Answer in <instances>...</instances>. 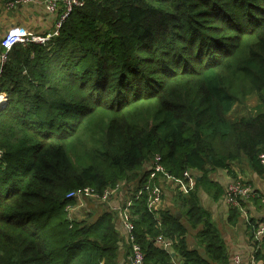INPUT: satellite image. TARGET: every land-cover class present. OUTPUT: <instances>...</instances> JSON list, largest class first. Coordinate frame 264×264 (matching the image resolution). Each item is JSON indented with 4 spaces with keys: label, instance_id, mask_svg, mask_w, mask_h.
<instances>
[{
    "label": "trees",
    "instance_id": "obj_1",
    "mask_svg": "<svg viewBox=\"0 0 264 264\" xmlns=\"http://www.w3.org/2000/svg\"><path fill=\"white\" fill-rule=\"evenodd\" d=\"M56 29L15 44L2 67L0 264H119L132 247L119 212L102 201L101 212L70 218L67 193L139 187L156 154L167 173L200 178L176 196L182 216L158 215L145 190L123 204L143 264H228L198 190L224 194L210 173L243 157L264 172V111L233 115L253 93L264 104V0H83ZM261 222L247 221L252 238Z\"/></svg>",
    "mask_w": 264,
    "mask_h": 264
},
{
    "label": "crops",
    "instance_id": "obj_2",
    "mask_svg": "<svg viewBox=\"0 0 264 264\" xmlns=\"http://www.w3.org/2000/svg\"><path fill=\"white\" fill-rule=\"evenodd\" d=\"M58 19V13L49 14L45 11L42 0H37L33 3H27L13 9L4 8L0 17V20L7 21L8 28H11L15 25H22L25 26L31 33L38 35H47L50 32H54L56 30L55 26ZM1 51L2 49L0 48V53ZM194 173L197 182V179L200 177L196 171H194ZM209 176L210 179L219 184L224 189V191L226 185L232 179L241 177L245 181L249 182L261 197L260 200L262 204L257 205L254 202V199H251L250 202L245 203L246 213L249 214L250 218L263 220L261 224L264 223V172L258 173L255 171L250 166L247 158L243 157L242 159L232 162L230 164V169H217L210 173ZM128 184L129 186H124L111 197L112 203L115 205L129 203L136 188L138 187V182H128ZM159 185L163 189V199L158 208L159 213L161 210L170 209L172 211H177L179 215L182 216L180 213L181 211L178 210L180 209V204L178 197L176 196L179 193L187 194L188 192L181 190L173 181L165 178L159 181ZM196 186L197 183H195V186L192 187V190H195ZM198 193L201 204L208 211H210L213 221L217 225L226 242L229 255L228 264H233V260L236 258V256H239L245 262H250L249 260L254 258L255 264H264L263 261L256 258V252L259 248V245L261 246V252H264V235L261 238H257V229H255L252 238L250 235L251 232L247 227V220H245V217L242 215V213H240V216L237 218H229L232 208L226 202L224 194L219 195L218 198H215L213 192L209 193L204 190V188H199ZM89 198L90 197H86L82 201H76V204L72 206V213H74L77 208L87 205V200ZM98 202H102V200L99 199ZM112 203L111 205H114ZM93 212L96 211L90 210V213ZM196 232L197 229H193L191 226H189L188 243L192 247L197 245V240L195 237ZM127 259L128 257L126 258V249L125 247H121L119 264H122Z\"/></svg>",
    "mask_w": 264,
    "mask_h": 264
},
{
    "label": "built area",
    "instance_id": "obj_3",
    "mask_svg": "<svg viewBox=\"0 0 264 264\" xmlns=\"http://www.w3.org/2000/svg\"><path fill=\"white\" fill-rule=\"evenodd\" d=\"M35 1L37 0H9L6 2L5 8L13 9L27 3H33ZM42 3L47 13L59 14V19L56 23V28H58L62 20L65 19L72 8L75 5H81L83 3V0H42ZM57 32L58 30L56 29L54 32H50L47 35H38L31 33L25 26L22 25H15L7 29L5 34L0 38V48L2 49L0 53V76L2 73V67L7 60L8 51L15 44L20 42H27L29 40L46 42L48 38H50L54 34H57ZM258 159L264 166V151H261L259 153ZM143 172L148 173L147 177L144 179L143 184L137 187V190L134 192V194L136 192L145 190L148 193V206L151 209L155 210L157 214L159 213L158 208L163 199V189L159 185V181H161L163 178L173 181L178 188L186 192H189L190 189H193L192 187H194L196 183L195 173L191 170H185L179 177L167 173L166 168L162 163V157L159 154H156L152 159L148 160L144 164ZM124 186H129V184L125 181H123L122 183H117L115 186L107 188L101 195L95 192L92 187L84 186L82 188H77L69 191L67 193V197L73 198L76 201H82L86 197H97L102 201L112 203L111 197ZM255 195H258V192L256 193V190L253 188V186L241 177L232 179L226 185L224 191V198L226 202L230 206L237 207L247 221H249L250 217L249 214L246 213L245 203L250 202ZM131 201L132 198L128 204H130ZM72 206L73 205L71 204L67 206L70 218L73 217V215L71 214L73 208ZM112 207L114 210H117L119 212L121 224L125 229L126 240L132 245L128 259L122 264H143L144 254L141 246L136 241L135 236L132 233L133 222L131 221L129 214L126 211H123V204H114L112 205ZM263 235L264 223L260 224L256 230L257 238H261ZM156 244L158 246L166 248L170 246L171 240L163 235H159L156 238ZM249 261L250 262H245L239 256H236V258L233 260V264H255L254 258Z\"/></svg>",
    "mask_w": 264,
    "mask_h": 264
},
{
    "label": "rangeland",
    "instance_id": "obj_4",
    "mask_svg": "<svg viewBox=\"0 0 264 264\" xmlns=\"http://www.w3.org/2000/svg\"><path fill=\"white\" fill-rule=\"evenodd\" d=\"M7 29H9L7 21L0 20V38L5 34ZM38 42H40V41H38ZM42 43H44V42H42ZM6 98H7V96H6ZM6 98L4 97V100ZM246 98H247L246 102L235 106V109L233 112L234 116L238 115V114L245 115V114L255 113L257 110L264 111V104L261 102V100L259 99V97L256 93H253ZM98 201H99V198L90 197L87 200V205H84L82 207L77 208L74 211V213H71V214L77 218H82L83 216H87L90 213V210H93V211H96L99 213V212H101L102 209L100 206L101 203ZM94 213L95 212H93V214Z\"/></svg>",
    "mask_w": 264,
    "mask_h": 264
},
{
    "label": "bare ground",
    "instance_id": "obj_5",
    "mask_svg": "<svg viewBox=\"0 0 264 264\" xmlns=\"http://www.w3.org/2000/svg\"><path fill=\"white\" fill-rule=\"evenodd\" d=\"M6 94L5 93H0V105L3 103V101H5L4 100V97L6 98V96H5Z\"/></svg>",
    "mask_w": 264,
    "mask_h": 264
}]
</instances>
